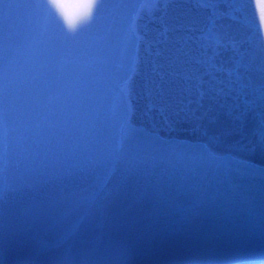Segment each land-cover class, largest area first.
<instances>
[{
    "label": "water",
    "instance_id": "water-1",
    "mask_svg": "<svg viewBox=\"0 0 264 264\" xmlns=\"http://www.w3.org/2000/svg\"><path fill=\"white\" fill-rule=\"evenodd\" d=\"M257 7L0 0V264L263 262Z\"/></svg>",
    "mask_w": 264,
    "mask_h": 264
},
{
    "label": "clouds",
    "instance_id": "clouds-1",
    "mask_svg": "<svg viewBox=\"0 0 264 264\" xmlns=\"http://www.w3.org/2000/svg\"><path fill=\"white\" fill-rule=\"evenodd\" d=\"M43 3L64 30L69 35H75L94 20L102 0H43ZM253 3L264 4V0H253ZM257 15L264 38V10L257 7Z\"/></svg>",
    "mask_w": 264,
    "mask_h": 264
},
{
    "label": "bare ground",
    "instance_id": "bare-ground-1",
    "mask_svg": "<svg viewBox=\"0 0 264 264\" xmlns=\"http://www.w3.org/2000/svg\"><path fill=\"white\" fill-rule=\"evenodd\" d=\"M251 264H264V261L263 262H260V263H251Z\"/></svg>",
    "mask_w": 264,
    "mask_h": 264
}]
</instances>
